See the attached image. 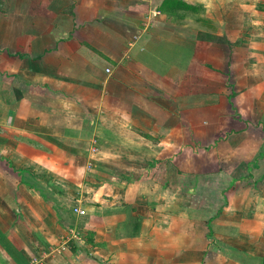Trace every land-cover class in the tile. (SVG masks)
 I'll use <instances>...</instances> for the list:
<instances>
[{
	"label": "crops",
	"instance_id": "0c3cea01",
	"mask_svg": "<svg viewBox=\"0 0 264 264\" xmlns=\"http://www.w3.org/2000/svg\"><path fill=\"white\" fill-rule=\"evenodd\" d=\"M34 258L264 264V0H0V264Z\"/></svg>",
	"mask_w": 264,
	"mask_h": 264
},
{
	"label": "built area",
	"instance_id": "2783aa9c",
	"mask_svg": "<svg viewBox=\"0 0 264 264\" xmlns=\"http://www.w3.org/2000/svg\"><path fill=\"white\" fill-rule=\"evenodd\" d=\"M107 71H110L109 68H107ZM74 211L79 213V214H85V210L80 208V207H74ZM77 232H72L70 236L65 237V242H67L68 240H70L72 237H77ZM66 244V243H64ZM41 260L38 258H34L32 261V264H36L38 262H40Z\"/></svg>",
	"mask_w": 264,
	"mask_h": 264
},
{
	"label": "rangeland",
	"instance_id": "374dc122",
	"mask_svg": "<svg viewBox=\"0 0 264 264\" xmlns=\"http://www.w3.org/2000/svg\"><path fill=\"white\" fill-rule=\"evenodd\" d=\"M197 158L199 159V162H201L202 164H204V163H206V161H208L205 156H202L200 158L197 157ZM184 162L188 163V159H186Z\"/></svg>",
	"mask_w": 264,
	"mask_h": 264
}]
</instances>
